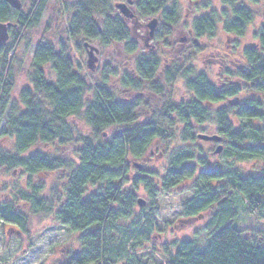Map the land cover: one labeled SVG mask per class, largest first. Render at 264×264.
Listing matches in <instances>:
<instances>
[{"label":"clouds","instance_id":"1","mask_svg":"<svg viewBox=\"0 0 264 264\" xmlns=\"http://www.w3.org/2000/svg\"><path fill=\"white\" fill-rule=\"evenodd\" d=\"M20 4L0 12V207L23 213L0 215V264H233L264 240V148L244 147L264 145V0ZM250 96L260 114L230 105Z\"/></svg>","mask_w":264,"mask_h":264},{"label":"trees","instance_id":"2","mask_svg":"<svg viewBox=\"0 0 264 264\" xmlns=\"http://www.w3.org/2000/svg\"><path fill=\"white\" fill-rule=\"evenodd\" d=\"M9 7L10 6L7 3L0 1V12L7 11ZM240 7H241L240 5H237L236 10H240ZM165 11L170 12L171 10L165 9ZM212 11H215V9H212ZM221 11H226V9L222 8ZM22 15H24V14H22ZM207 18H208L207 14H204V16L198 17L197 19H207ZM10 29H13L15 31V25H13V27ZM61 43H62V41H61ZM77 43L79 46V42H77ZM130 43L132 45H135L132 41H130ZM193 43L196 44L197 47L202 46V45L198 44L196 41H193ZM3 47H11V44L6 43ZM50 47H51V43L46 42V41L44 43H41V41H40L38 43V45L36 46L34 51H41L42 49H48ZM245 48H246V50H254L255 45H247V46H245ZM54 54L59 56V52H56ZM65 59H70V58L65 57ZM143 59L146 60L147 58L143 57ZM74 75H75V73H74ZM81 79H82V77H81ZM47 83H49V82H46V84ZM209 84H211V82H209ZM234 86H236V85H234ZM98 87H103V86L98 85ZM211 90H212L214 95L219 96L222 93V91H224L225 89L212 87ZM22 91H28L27 86L23 87ZM253 99H255V98L250 96V97H247L245 99L232 100V101H230V105H238L240 111L249 112V113H253V114H260V113H258V111L255 108L249 106V101H251ZM224 107H226V106L222 105L221 108L218 109L217 111H222L224 109ZM42 126H46V123ZM239 131H240L239 128L233 129V134L239 133ZM244 147H247V148H264V145H259V144L258 145H244ZM47 157H48L47 154H43L40 152H36L35 154L30 155V158H32V159H38L41 162L50 164L51 161L48 160ZM53 159H58V158L53 157ZM199 159L204 160L205 157L200 156ZM191 167H192L191 164H185L182 169H179V170L170 169L169 171L170 172H178V171H182L183 169H190ZM105 170L111 174H116L119 171V169H105ZM81 171H83V170H81ZM200 173H201V175H205V176H217V175L221 174V169L218 165H214L212 163H209V164H207L206 167L200 169ZM246 176H252V178L254 180L264 179V176H261L259 174L254 175L252 173H248V174H246ZM246 176H242L241 179L242 180L246 179ZM141 178H143V177H133V180L135 181L136 179H141ZM111 187L116 188L117 185L113 184V185H111ZM213 191H215V190L213 189ZM91 195L95 196V195H97V193L93 192ZM42 199H44V197L38 198L36 202L39 203L40 200H42ZM87 200H88V198L86 197L85 201H87ZM82 203H84V201H82ZM57 211H61V209H57ZM110 211L116 212L117 210L114 208H111ZM0 215L4 216L5 219H10V218H18V217L22 216L23 213H21L19 209H10L7 207H0ZM225 227L227 228L228 226L226 225ZM230 230L231 231H239V229H236L234 226ZM254 232H261V231H254ZM92 234H94V233H92ZM253 239H255V238L253 237ZM187 241H188V239H183L182 243L187 242ZM247 241H248L247 236L241 238L240 243L243 245V247L238 248L236 255L233 257V264H264V245H262V242H264V241H262V240L256 241V243H254V244H248ZM229 247H232V245H229ZM205 252H206V250H200L199 252H197V255L202 256L205 254ZM78 255H79V253H73L74 257H76Z\"/></svg>","mask_w":264,"mask_h":264},{"label":"water","instance_id":"3","mask_svg":"<svg viewBox=\"0 0 264 264\" xmlns=\"http://www.w3.org/2000/svg\"><path fill=\"white\" fill-rule=\"evenodd\" d=\"M0 1H3L5 3H7L12 9H15V10H19L20 7H21V4H20V0H0ZM118 7H121V10L124 11L123 7L122 6H119ZM126 15H128L127 12H125ZM13 27V24L9 23V24H3V23H0V47H3L6 43H7V33L9 31L10 28ZM148 27L151 29L149 35L151 37V35H153V31L156 27V22L155 21H152ZM88 67L91 69V62L89 61L88 62ZM202 139H209L208 137H202ZM210 139L212 140H216L217 138L216 137H211ZM217 151H220V149H217ZM141 204V206H143V202H139Z\"/></svg>","mask_w":264,"mask_h":264},{"label":"rangeland","instance_id":"4","mask_svg":"<svg viewBox=\"0 0 264 264\" xmlns=\"http://www.w3.org/2000/svg\"><path fill=\"white\" fill-rule=\"evenodd\" d=\"M156 31H157V28L155 27V29H154V31H153V34H155ZM148 38H150V35L148 36ZM180 39H181V42H183L184 37H181ZM131 41H132L134 44L136 43L135 39H132ZM39 42H40V41L37 40V42H36V46L38 45ZM46 42L51 43V41H46ZM36 46H35V48H36ZM246 46H247V45H246ZM85 47H87V46H85ZM145 47H148V44H147V38L145 39ZM92 51H94V50H89V61L91 62V69L94 70V68H93L94 58H93V56H92ZM89 61H88V62H89ZM105 63L107 64L108 62L105 61ZM24 87H26V85H25ZM36 152H40V150H39V149H36L34 152L30 153V155L35 154ZM40 153H41V152H40ZM43 154H47V153H43ZM47 155H48V154H47ZM134 167H138V168H140V167H142V166H141V165H134ZM146 171H155V169H154V168H148V169H146ZM42 182H43V181H41V183H42ZM234 227H235V226H234ZM250 227H251V226H250ZM252 230H253V231H261V232H264V226L252 227ZM183 239H188V238H187V237H184ZM262 241H264V240H262ZM262 245H264V242H262Z\"/></svg>","mask_w":264,"mask_h":264}]
</instances>
